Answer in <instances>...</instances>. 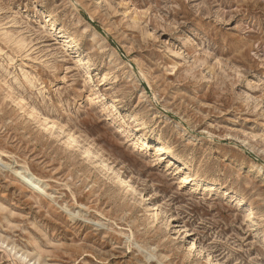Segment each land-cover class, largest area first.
<instances>
[{"label":"rangeland","instance_id":"rangeland-1","mask_svg":"<svg viewBox=\"0 0 264 264\" xmlns=\"http://www.w3.org/2000/svg\"><path fill=\"white\" fill-rule=\"evenodd\" d=\"M0 264H264V0H0Z\"/></svg>","mask_w":264,"mask_h":264},{"label":"bare ground","instance_id":"bare-ground-1","mask_svg":"<svg viewBox=\"0 0 264 264\" xmlns=\"http://www.w3.org/2000/svg\"><path fill=\"white\" fill-rule=\"evenodd\" d=\"M2 30V29H1ZM6 30V29H5ZM4 32V31H3ZM9 33V32H8ZM5 35H7V34H5ZM14 37V36H13ZM8 39V38H7ZM76 38L74 37H72V40H75ZM14 40V39H13ZM12 40V41H13ZM22 39H20L19 41H17L16 39H15V42L17 41V44H19V43H21L20 45L21 46H23L24 47V45H23V41H21ZM14 42V43H15ZM13 43V44H14ZM21 48V47H20ZM17 104V103H16ZM32 109H33V112H36V108L35 107H32ZM29 114V113H28ZM37 114V113H36ZM32 116H33V113L31 114ZM46 118V117H45ZM46 120V119H45ZM47 121H48V119H47ZM49 123V122H48ZM52 127L53 128H55L56 127V124L55 123H53L52 122ZM58 129H60V128H58ZM61 130V129H60ZM75 134H72V133H68V138L72 141V142H74V143H76L75 141H79L78 139H76V137L74 136ZM130 135V137H133V139H137L138 141H144V140H147L148 138H149V136H148V134H146V133H144V132H135L134 134H129ZM68 139V140H69ZM68 145H71V144H68ZM72 145H74V144H72ZM79 148V147H78ZM81 148V147H80ZM82 149V148H81ZM154 151H155V156H160L161 158H168V157H170V159H171V163H173L174 164V167L176 168V169H179V171L180 172H184L185 173V175H183V176H181L180 177V179H181V185L182 186H185V185H187V184H191V183H194V182H197V184H199V183H201L202 181L201 180H199L198 179V177H197V174H192V173H190V166L187 164V163H185V162H183V161H179V160H175V158H174V156L166 149V148H164V147H162V146H154ZM83 150V149H82ZM153 151V152H154ZM88 152V150H85V153H87ZM101 164H103L104 165V160L103 161H101ZM103 165H101V166H103ZM106 166V165H105ZM107 167H108V164H107ZM106 167V168H107ZM103 168V167H102ZM112 168V167H111ZM112 170V169H111ZM116 172V171H115ZM117 173V175H118V179L120 180L119 182H121L122 184H126L127 186H128V188H130V190H132V191H134L135 193L136 192H138V190H137V188L135 187V185H133V184H131V183H129L127 180H125V179H123L122 177H121V175L120 174H118V171L116 172ZM28 180V179H27ZM31 180V179H30ZM32 183H30V184H32L33 185V187L35 188V189H41L42 188V185L39 183V182H36V181H34V180H32L31 181ZM131 193V192H130ZM142 193V192H141ZM153 210H154V212L152 213V216L155 218V220L156 219H158L159 218V215H160V209H159V207L158 206H156V205H154L153 206Z\"/></svg>","mask_w":264,"mask_h":264}]
</instances>
